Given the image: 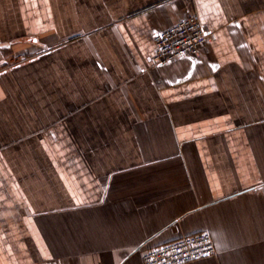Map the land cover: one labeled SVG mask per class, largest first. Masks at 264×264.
I'll use <instances>...</instances> for the list:
<instances>
[{
    "label": "crops",
    "instance_id": "crops-1",
    "mask_svg": "<svg viewBox=\"0 0 264 264\" xmlns=\"http://www.w3.org/2000/svg\"><path fill=\"white\" fill-rule=\"evenodd\" d=\"M196 15V56L152 66ZM264 264V0H0V264Z\"/></svg>",
    "mask_w": 264,
    "mask_h": 264
},
{
    "label": "built area",
    "instance_id": "built-area-1",
    "mask_svg": "<svg viewBox=\"0 0 264 264\" xmlns=\"http://www.w3.org/2000/svg\"><path fill=\"white\" fill-rule=\"evenodd\" d=\"M206 29L192 14L157 31L152 40V66H160L187 56H196L207 41ZM209 232L198 231L151 247L143 251L142 264H186L215 255V245Z\"/></svg>",
    "mask_w": 264,
    "mask_h": 264
}]
</instances>
